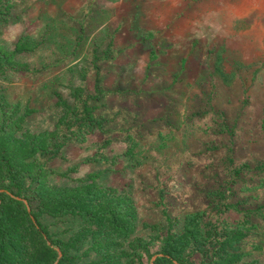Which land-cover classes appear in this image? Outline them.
<instances>
[{
	"label": "rangeland",
	"instance_id": "rangeland-1",
	"mask_svg": "<svg viewBox=\"0 0 264 264\" xmlns=\"http://www.w3.org/2000/svg\"><path fill=\"white\" fill-rule=\"evenodd\" d=\"M26 35L43 39L26 59L31 70L0 77L25 129L52 130L60 99L72 103L76 87L95 94L97 79L108 91H131L104 95L106 129L71 140L48 164L58 183L96 174L128 192L135 235L150 233L142 222L166 224L165 208L180 222L214 208L200 179L208 155L179 123L187 101L206 88L217 108L242 110L241 124L263 137L264 0H16L0 38L13 48ZM249 140L240 139L241 156H264Z\"/></svg>",
	"mask_w": 264,
	"mask_h": 264
},
{
	"label": "trees",
	"instance_id": "trees-1",
	"mask_svg": "<svg viewBox=\"0 0 264 264\" xmlns=\"http://www.w3.org/2000/svg\"><path fill=\"white\" fill-rule=\"evenodd\" d=\"M15 4L0 0V25ZM41 45L43 39L26 35L12 48L0 38V77L30 71L26 59ZM117 92L131 93L108 91L98 79L95 94L76 87L72 103L60 99L55 127L33 132L24 127L20 103L0 87V264H264V156H241L238 149L242 137L264 145V114L263 137H255L248 132L253 125L240 122L242 110L217 108L206 88L184 104L179 123L208 155L200 179L212 211L189 213L180 222L165 208L166 224L142 222L150 233L139 236L128 192L98 183L96 174L72 185L53 181L56 171L48 163L71 140L84 142L106 129L97 103Z\"/></svg>",
	"mask_w": 264,
	"mask_h": 264
}]
</instances>
